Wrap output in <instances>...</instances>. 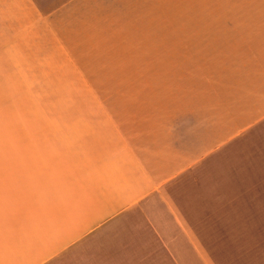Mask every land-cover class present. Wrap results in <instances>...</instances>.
<instances>
[{"label":"crops","instance_id":"obj_1","mask_svg":"<svg viewBox=\"0 0 264 264\" xmlns=\"http://www.w3.org/2000/svg\"><path fill=\"white\" fill-rule=\"evenodd\" d=\"M0 105V264H250L264 0H0Z\"/></svg>","mask_w":264,"mask_h":264},{"label":"rangeland","instance_id":"obj_2","mask_svg":"<svg viewBox=\"0 0 264 264\" xmlns=\"http://www.w3.org/2000/svg\"><path fill=\"white\" fill-rule=\"evenodd\" d=\"M4 109H9L12 112H0V138L7 134V130L4 129L6 126H13L21 121L33 120L32 114H19V107L14 106ZM0 110H3L1 105ZM12 132H16V130H12ZM233 168L235 170H244V168L241 166H234ZM260 187L261 186L257 187L255 185L250 188L249 193L238 194L237 196L236 194L234 195V203L238 204L239 206H245L243 207L244 209L248 208L249 210L247 216L249 217V221L251 219L252 222H256V224L249 225L247 232L249 240L245 243L250 252L254 254L249 258L250 264H264V186L261 189ZM256 188H259V191H257ZM243 195L245 197L244 200Z\"/></svg>","mask_w":264,"mask_h":264}]
</instances>
